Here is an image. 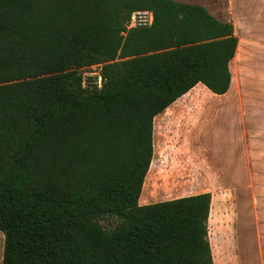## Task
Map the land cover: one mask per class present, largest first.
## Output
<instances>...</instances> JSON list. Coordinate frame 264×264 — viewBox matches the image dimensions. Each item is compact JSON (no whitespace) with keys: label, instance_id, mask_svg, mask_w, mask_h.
<instances>
[{"label":"trees","instance_id":"16d2710c","mask_svg":"<svg viewBox=\"0 0 264 264\" xmlns=\"http://www.w3.org/2000/svg\"><path fill=\"white\" fill-rule=\"evenodd\" d=\"M139 10L153 25L123 35ZM237 44L173 0H0L1 264H213L210 193L139 200L155 117L197 84L225 94Z\"/></svg>","mask_w":264,"mask_h":264},{"label":"rangeland","instance_id":"374dc122","mask_svg":"<svg viewBox=\"0 0 264 264\" xmlns=\"http://www.w3.org/2000/svg\"><path fill=\"white\" fill-rule=\"evenodd\" d=\"M173 1L202 6L223 19L234 0ZM233 69L231 94L236 95L238 69ZM219 98L199 86L156 116L153 157L140 204L210 193L207 229L213 264H236L238 257L254 256L255 230L253 224L241 229L237 221L238 184L232 182L238 169L237 146L233 149L229 145L237 137V118L231 119V125L223 126ZM101 223L110 229L116 221L107 218ZM3 247L4 234L0 232V264Z\"/></svg>","mask_w":264,"mask_h":264},{"label":"crops","instance_id":"0c3cea01","mask_svg":"<svg viewBox=\"0 0 264 264\" xmlns=\"http://www.w3.org/2000/svg\"><path fill=\"white\" fill-rule=\"evenodd\" d=\"M209 13L220 22H231L238 38L229 63L230 88L216 95L221 99L223 126L237 118V137L229 142L233 149L237 146L238 169L232 180L238 184L237 221L241 229L253 224L255 230L254 256L238 257L236 264H264V0H234L223 19ZM233 66L238 69L236 95L231 94Z\"/></svg>","mask_w":264,"mask_h":264},{"label":"built area","instance_id":"2783aa9c","mask_svg":"<svg viewBox=\"0 0 264 264\" xmlns=\"http://www.w3.org/2000/svg\"><path fill=\"white\" fill-rule=\"evenodd\" d=\"M154 23V16L150 10H139L132 12L124 24L125 35L133 29H148ZM82 89L91 91L99 90L103 83L101 65H93L80 71Z\"/></svg>","mask_w":264,"mask_h":264}]
</instances>
